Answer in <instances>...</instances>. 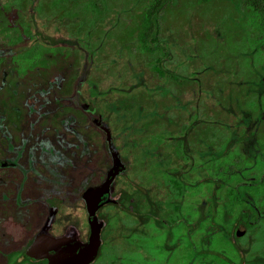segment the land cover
<instances>
[{
	"label": "rangeland",
	"instance_id": "obj_1",
	"mask_svg": "<svg viewBox=\"0 0 264 264\" xmlns=\"http://www.w3.org/2000/svg\"><path fill=\"white\" fill-rule=\"evenodd\" d=\"M9 1L14 0L0 3ZM33 1L26 0L25 5L29 7ZM116 17L113 13L106 25H112ZM29 21L33 30L31 43L53 41L72 46L75 42L61 20L32 16ZM182 30L173 27L163 31V43L173 50L168 66L178 74L175 80H155L140 68L130 69L131 65L122 74L115 55L103 58L105 64L100 71H91L89 64V72L84 73L86 64L95 60L87 59L84 46L78 42L81 48L77 53L72 49L64 58L55 52L45 55L46 59L63 61V67H56L52 73L37 76V71L30 68L21 80L11 66L0 67V160L12 162L2 167L0 175V219L11 215L28 228L22 240L13 241L0 225V254L24 251L42 230L54 235L73 230L84 239L87 225L80 193L106 176L112 165L108 148L111 147L124 168L112 189L119 192L121 204H108L99 210L105 223L103 246L90 264L187 261L188 251L180 249L176 239L182 227L169 220L173 205L150 204L172 200L169 190L160 182L163 178L160 170L178 166L189 174L192 161L204 158L209 151H218L225 144L233 146L239 136L244 137V130L259 119L245 101L249 91L261 90L264 73L255 63L240 68V57L224 58L208 66L193 51ZM191 30L189 26L186 32ZM12 33L0 31V55L8 57L22 46L9 43ZM36 59L35 56L30 60ZM230 59L235 67L228 64ZM243 69L247 70L245 74ZM84 106L94 108V112ZM94 119L109 131L108 143L105 131L96 126ZM188 121L199 122L195 124L196 129L200 126L198 131L207 128L205 125L209 124L205 122H213L221 127L223 136H214L216 139L208 143L203 132L194 135L191 159L181 161L173 152L169 137L177 134L181 122ZM245 140L241 144L237 141L241 152L250 153L258 146ZM193 170L190 172L193 178L204 174L199 168ZM185 196L191 200L188 194ZM204 198V193H200L199 201ZM145 201L149 204H143ZM196 206L192 222L194 217L198 221L200 211L206 207ZM150 213L163 217V222ZM197 221L195 233L201 235ZM237 226L243 228L239 223ZM244 230L236 242L243 259L241 264H264V238H259L257 227ZM141 236L150 243L144 246L138 240ZM256 242L262 246L255 248ZM222 247L229 252L225 244ZM193 264L225 263L213 262L207 255L203 262L195 260Z\"/></svg>",
	"mask_w": 264,
	"mask_h": 264
},
{
	"label": "trees",
	"instance_id": "obj_2",
	"mask_svg": "<svg viewBox=\"0 0 264 264\" xmlns=\"http://www.w3.org/2000/svg\"><path fill=\"white\" fill-rule=\"evenodd\" d=\"M25 2L26 0H14L4 5L0 3V31H13V39L9 43L22 45L8 57L0 55V67L11 66L21 80L26 77L30 68L36 70L39 76L52 73L56 67H63L61 59L53 61L46 59L45 55L55 52V55L60 54L59 57L64 58L72 49L77 53L81 48L77 42L84 46L87 59L95 60L94 63L86 64L87 70L84 73L89 72V64L92 65L91 71H100L101 65L105 64L103 58L115 55L120 60L118 62L122 74L131 65L130 69L140 68L155 80H175L178 74L168 66L173 50L162 41L163 31L173 27L183 29L186 36L184 38L189 40L193 51L208 66L224 58L240 57V68L242 65L247 68V64L255 63L264 73V0H34L29 7ZM113 13L117 14L115 22L107 26L106 20ZM32 16L48 21L61 20L67 34L75 42L72 46L53 41L34 40L31 43L29 40L32 39L33 30L29 18ZM189 26H192V30L186 32ZM30 55L31 58L36 56L38 59L31 61ZM246 58L253 61H247ZM26 59L29 61L26 62ZM232 59L228 64L235 67L232 66ZM243 70L242 73L245 74L247 70ZM262 75L261 90L252 88L245 101L249 110L261 115L260 119L264 114V74ZM260 160L256 158L255 163ZM249 166L250 161L244 156L233 159L228 154L212 156L214 199L225 184L229 185V197L246 196L247 182L264 176V172H247ZM220 171L225 172L216 174ZM2 174L0 167V175ZM165 181L171 192L177 193L181 189L182 184L171 171L165 173ZM247 203L210 205L211 221L207 225L199 221L197 223L198 233L203 236L207 234L210 245L204 243V238H197L194 253L197 261L203 262L208 255L209 259L217 263L243 262L236 243L239 240L235 233L236 221L243 215L246 226L250 228L254 226L255 218L264 215V204ZM175 207L173 204L174 209ZM175 217L173 215L170 220L173 221ZM0 225L13 241L22 240L28 234L27 226L11 215L0 219ZM224 244L229 252L222 247ZM23 252L0 254V264L45 262L31 260Z\"/></svg>",
	"mask_w": 264,
	"mask_h": 264
},
{
	"label": "flooded vegetation",
	"instance_id": "obj_3",
	"mask_svg": "<svg viewBox=\"0 0 264 264\" xmlns=\"http://www.w3.org/2000/svg\"><path fill=\"white\" fill-rule=\"evenodd\" d=\"M83 108L86 110H90L91 113L94 112V108L90 109L89 107L86 108V106H84ZM255 112H256V114H258L257 111H255ZM258 118L259 119H257L255 122H253V127H248L247 131L244 130V132H243L244 137L239 136L238 140H236V144H237V141H239V144H241L243 141L244 142L246 141L245 139H249V140H251L252 143H254L253 146L258 145L252 151H250V153L241 152V150L239 149V147L236 144L231 146L229 143V144L223 145L216 152H210L209 151V153L204 158H198V159H196V161H192L191 167L189 168V174L186 173V170H181L178 166L166 167V168H163L160 170V172L162 174L161 177H163L160 182L163 183V185L165 187H167L168 190H169V188L166 185V181H165V173L167 171H171L172 175H174L175 178L178 179V181H180V183L182 184L181 189L177 193H176V191H174V193H173L169 190L168 196L172 198L171 201L167 200V201H164V203L153 201L150 204H172V205L175 204L176 205L175 209L173 208V211H172L173 213L171 215L176 216L174 218L173 222L179 224V226H181L182 230H183V231L181 230L182 232L177 234L176 239L179 242L178 246H180V249H184V250L188 251V258L184 264H193V262H195L196 258H195L194 253H195V248L197 245L196 242H197L198 237L204 238V243L207 244L208 246L210 245L209 239L206 238L207 234H205L203 236V235H198L195 233V227H196L195 225H196L197 220L194 217V220H193L194 222H192L191 216H193V214L196 213V209H197L196 204H205L206 205V207L202 211H200V215H198V221L203 222V224H206L207 222L211 221V213H212L211 208H210L211 204H246L247 202H249L250 204H264V176L263 177L261 176L257 180L254 178V179H251L250 182L248 181L247 182L248 191L246 192V196H243V197H241L240 195L236 196V197L235 196L229 197V195L227 194V190L229 189V185H227V184L223 185L222 188L220 187L221 189L216 194L215 199L213 197V191H212L213 180H214V178L212 177V174L214 173V171L212 170L211 167H212V156H214V155H227L228 154V157L230 159H233L234 157L237 158L238 156L239 157H243V156L247 157L250 161V166H249V169L247 172L258 173V174H261L262 172H264V120L260 119L261 115L259 116V114H258ZM94 123L96 124V126L99 129L101 128L98 124V121H96V119H94ZM196 123H199V122H191V121L181 122L179 124V130H178L177 134H175L172 137H169V139H170L169 141H171V143L174 147L173 152L175 154H177L178 158H180L181 161H186V159L191 157L190 153L195 148V139L193 138L194 135H197L198 133L202 134V132H203V134L205 135L204 138H206L205 140L208 143H212V141L214 139H216V138H214V136H218V135H221L223 133L221 127L217 126L213 122H205V124L207 123L209 125H205L207 128L205 130H200V131H198L200 129V126H198V129L195 128V127H197L195 125ZM201 129H202V127H201ZM105 134H106V132H105ZM251 134H253V135L251 136ZM221 136H223V135H221ZM221 136H219V137H221ZM105 139H106L107 143L110 141V139L109 140L107 139V135H105ZM163 139L164 138L162 137V140ZM157 142H159V141L157 140ZM108 148H110V147H108ZM109 154H110V151H109ZM117 156H118V154H117ZM110 157H111V154H110ZM256 158L261 159V160L259 162L255 163ZM111 160H112V157H111ZM11 164H12V162H8L6 160H0V167L1 168L9 166ZM112 164H113V162H112ZM195 168H199V169L204 171V174L197 179L192 177L193 176L192 173L190 175L191 170H193ZM123 170H124V168H122L115 175L114 179L112 180V182L110 184V197H114V200L109 201L107 203H104L103 205H101L97 209V214L100 218H101V216H100L99 210L103 206L108 205V204H114V205L121 204L119 192L114 193L112 189L115 186L117 176L121 175L123 173ZM193 171H195V170H193ZM224 172L225 171H220L216 174H221ZM251 177L253 178V176H251ZM99 183L92 185V186L85 187L80 193L82 204L84 206L83 208H84V212H85L86 225H87V213H86V208H85V200H84L83 196H84L85 191L88 188L96 186ZM200 193H204V196H205V198L202 201H199V199H198V196ZM186 194H188V198L191 197V200H188L186 198V196H185ZM146 202L147 201L143 202V204ZM146 204H149V202H147ZM171 215L169 216V220H170V217H172ZM150 216L154 217V219L158 220L159 222L160 221L163 222L162 219H164V218L159 217V215H156L154 213H150ZM240 218L241 219L238 220L239 222L238 221H236V222H237V224L239 223V225H241L243 228L239 229L237 226L235 228V233H236L237 229L239 231H241L242 233H244L245 228L247 230H250L254 227H257V230H258L257 233L261 236L259 238L260 239L264 238V227H263L264 215L263 214H261L260 216H258L257 218L254 219V226L250 227V228L246 226V218L243 215H241ZM251 222H253V221H251ZM104 225H105V223L103 224V227H104ZM103 227L101 230V245H100V249H99V253H98L97 257L99 256L100 251H101L102 246H103V238H102ZM87 233H88V225H87ZM236 235L239 237V235H241V234H236ZM32 239L27 244V246L31 243ZM138 240H140L144 246L148 245V243H150V242H148V238L146 239L145 236L138 237ZM259 244H260V246H262L261 243L256 242L254 247L255 248L260 247ZM208 250L211 251L210 249H208Z\"/></svg>",
	"mask_w": 264,
	"mask_h": 264
},
{
	"label": "water",
	"instance_id": "obj_4",
	"mask_svg": "<svg viewBox=\"0 0 264 264\" xmlns=\"http://www.w3.org/2000/svg\"><path fill=\"white\" fill-rule=\"evenodd\" d=\"M98 124L104 129L109 140V131L100 122ZM109 149L113 164L106 172L105 178L98 185L88 188L83 196L88 225L86 237L80 238L73 230L58 235L42 230L34 235L31 243L25 248L23 253L26 257L31 260H44V264H90L96 259L104 224L97 214V209L114 200V197H110V184L123 168L116 152L111 147ZM240 233L237 229L236 234Z\"/></svg>",
	"mask_w": 264,
	"mask_h": 264
}]
</instances>
